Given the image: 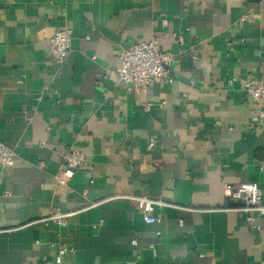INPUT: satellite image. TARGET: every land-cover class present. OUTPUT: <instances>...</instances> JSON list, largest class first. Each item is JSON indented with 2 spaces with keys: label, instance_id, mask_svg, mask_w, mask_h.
<instances>
[{
  "label": "crops",
  "instance_id": "1",
  "mask_svg": "<svg viewBox=\"0 0 264 264\" xmlns=\"http://www.w3.org/2000/svg\"><path fill=\"white\" fill-rule=\"evenodd\" d=\"M153 37L173 82L127 93L109 75L118 53ZM251 76L264 84V0H0V142L15 153L0 167V264H54L62 246V264H264V220L251 230L224 193L255 183L264 203ZM69 146L85 164L65 185ZM129 197L164 206L146 224ZM54 213L72 214L65 228Z\"/></svg>",
  "mask_w": 264,
  "mask_h": 264
},
{
  "label": "built area",
  "instance_id": "2",
  "mask_svg": "<svg viewBox=\"0 0 264 264\" xmlns=\"http://www.w3.org/2000/svg\"><path fill=\"white\" fill-rule=\"evenodd\" d=\"M243 20L250 21L248 15ZM166 25V22L163 21ZM71 32L64 29L56 32L48 42V52L56 63H62L68 56L70 49ZM119 67L111 71L115 83L121 86L127 93H144L151 84L164 86L173 82L171 76V65L174 62L173 56L161 51L159 39L153 37L148 42H137L122 49L118 53ZM191 59L195 61L197 54H193ZM244 94L249 99L250 116L249 121L254 125H259L264 121V84L260 80L251 76L244 86ZM149 105L146 106V110ZM154 141L148 144V149H152ZM15 153L12 149L0 142V167L7 168L13 165ZM85 164L84 155L76 150L74 146H69L63 155L62 171L59 176L61 184H67ZM224 193L227 198L241 202V207L235 209L244 215V220L251 230L260 231V227L254 224V216L264 220V203L259 186L255 183H242L235 185H224ZM138 210L143 214L146 224H152L156 220L151 216L154 207L164 206L159 201L150 200L145 197H129ZM72 214L54 213L47 220L53 222L60 229L65 228L67 219ZM133 245L135 242H132ZM66 253H74L73 249L60 247L54 264H62V259Z\"/></svg>",
  "mask_w": 264,
  "mask_h": 264
}]
</instances>
